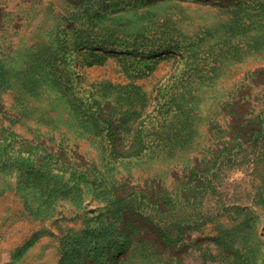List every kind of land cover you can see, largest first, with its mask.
<instances>
[{"label": "rangeland", "instance_id": "obj_1", "mask_svg": "<svg viewBox=\"0 0 264 264\" xmlns=\"http://www.w3.org/2000/svg\"><path fill=\"white\" fill-rule=\"evenodd\" d=\"M0 264H264V0H0Z\"/></svg>", "mask_w": 264, "mask_h": 264}]
</instances>
